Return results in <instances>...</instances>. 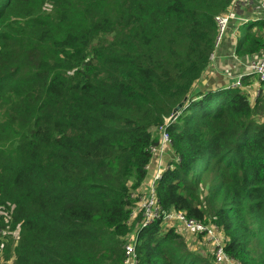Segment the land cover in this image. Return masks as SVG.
Here are the masks:
<instances>
[{"label": "trees", "instance_id": "1", "mask_svg": "<svg viewBox=\"0 0 264 264\" xmlns=\"http://www.w3.org/2000/svg\"><path fill=\"white\" fill-rule=\"evenodd\" d=\"M243 1L0 0V264H122L131 236L138 264H213L161 220L131 218L159 128L174 155L161 210L264 264V82L196 87L212 55L264 50V10L237 16Z\"/></svg>", "mask_w": 264, "mask_h": 264}, {"label": "built area", "instance_id": "2", "mask_svg": "<svg viewBox=\"0 0 264 264\" xmlns=\"http://www.w3.org/2000/svg\"><path fill=\"white\" fill-rule=\"evenodd\" d=\"M259 4L261 8L264 10V0H259ZM230 18V15L225 17H216L215 22L218 26L219 36L216 42L217 44L220 42L221 36L224 34L227 20ZM245 72L237 75L232 83L227 85L232 89H243L242 79L247 76H256L258 81L264 82V50L258 57L249 58L246 61L244 66ZM262 87L259 85L254 88V91L250 93L251 100L258 98L260 93L262 92ZM173 121L174 118H168L166 122ZM169 121V122H170ZM160 132V143L161 147L163 145H169V138L166 133L163 132L161 128H159ZM161 147L150 148V152L152 154L151 162L148 166L150 169L153 157L160 154ZM162 173V172H161ZM152 175L148 182L145 184V195L140 199L137 203L138 206L132 213V219L135 218L138 214L141 215L140 225L148 226L157 220H161L165 226L174 230L175 232L182 230L183 232L189 233L193 236L200 237L204 241H208L211 249L213 250V254L211 257V261L213 264H237L234 260L230 259L224 251L225 248V237L221 230H219L214 225H205L200 221H197L192 218H188L185 213L182 211H163L159 206V201L155 192V185L158 179L160 178V174ZM149 177V175H148ZM124 260L122 264H138V259L135 253V240L134 236H132L127 243L124 245Z\"/></svg>", "mask_w": 264, "mask_h": 264}, {"label": "rangeland", "instance_id": "3", "mask_svg": "<svg viewBox=\"0 0 264 264\" xmlns=\"http://www.w3.org/2000/svg\"><path fill=\"white\" fill-rule=\"evenodd\" d=\"M237 3H238V0H237ZM242 3L243 4H242L241 10L238 9V8L235 9L237 16H239L241 14V11H243L244 9H248L249 8L248 10H251V6H253V5H254L256 10H259V11L262 10V8H261V6L259 4V0H251V1H249V0L245 1L244 0ZM230 11H231L230 15L231 16H235L234 9H231ZM258 13H260V12H258ZM245 22L246 21L243 22L244 24H242V26L246 24ZM210 60H211L210 61V65H209L207 71L201 76L200 80L196 84L197 88L198 87L200 88V86H204V85L211 86V87L213 86L214 88L215 87H219V86L225 87L226 85H229L230 83H232L234 81V79H235V77L237 75H240V74L245 72L244 66H245L246 61H247L246 60L245 62H241L237 58H233L232 61H230L225 56H223L221 58H217L214 55L211 56ZM224 83H225V85H224ZM257 85L258 84H256L254 82V84H252L250 86V88H249L250 93H252L254 91V88ZM152 135H153V137L157 138V140L159 141V147H161L159 130H154L153 129L152 130ZM173 157H174V155L170 151L169 146L163 145L161 147V149H160V154L155 156V157H153L152 163L155 162V164L151 163L150 169H148L149 177H147L146 183L148 182V179L152 175H156L158 173L163 172V170L165 168H167V166L169 165V162L173 160ZM139 195H140V199L144 197V195H145V185H143L139 189V191L135 195V197H139ZM203 195H204V191L201 192V197H203ZM137 206H138V204H137ZM205 225H210V224H205ZM176 233L181 235V237L185 241V244L188 247V249H191V250L192 249H200L201 253H205V255L211 260V257H212V254H213V250L211 249V246H210L209 242L202 240L200 237L193 236V235H191L189 233H185V232H183L181 230L177 231ZM192 239H196L195 241H199L201 246H199V244L197 243V245H195V248H192L190 244L191 243H194V244L196 243ZM16 240H17V235L16 234L12 235L9 240L4 241L3 249L5 248V246L7 244H11L12 245V241H14V246H15ZM127 241L125 243H127ZM187 243H189V246L187 245ZM12 261H13L12 258L11 259L9 258L7 261H5V259H3L1 261V264H12ZM230 264H232V263H230Z\"/></svg>", "mask_w": 264, "mask_h": 264}, {"label": "crops", "instance_id": "4", "mask_svg": "<svg viewBox=\"0 0 264 264\" xmlns=\"http://www.w3.org/2000/svg\"><path fill=\"white\" fill-rule=\"evenodd\" d=\"M251 80H253V79H251ZM224 85H225V83H224ZM220 87H222V86H219V87H211V86H207V85H204V86H200V88L198 87V89H200L202 92H204V91H208V90H214V89H217V88H220ZM152 164H155V162H153ZM182 231V230H181ZM186 233V232H185ZM191 239V238H190ZM189 239V240H190ZM188 240V241H189ZM194 242H196L195 244L194 243H191L190 245H191V247L192 248H195V245H197V243L199 244V246H201L200 245V243H199V241H195L196 239H192ZM208 242V241H207ZM187 245L189 246V243H187ZM191 250V249H190ZM191 251H197V252H201V250L200 249H192ZM203 255L204 256H206L205 255V253H203Z\"/></svg>", "mask_w": 264, "mask_h": 264}, {"label": "water", "instance_id": "5", "mask_svg": "<svg viewBox=\"0 0 264 264\" xmlns=\"http://www.w3.org/2000/svg\"><path fill=\"white\" fill-rule=\"evenodd\" d=\"M181 108V105H179L175 110H174V113L176 114V112H178Z\"/></svg>", "mask_w": 264, "mask_h": 264}]
</instances>
